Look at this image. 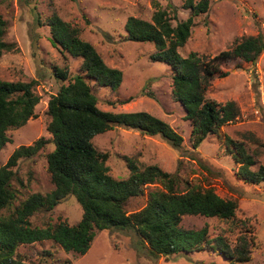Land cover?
Listing matches in <instances>:
<instances>
[{
	"label": "rangeland",
	"instance_id": "374dc122",
	"mask_svg": "<svg viewBox=\"0 0 264 264\" xmlns=\"http://www.w3.org/2000/svg\"><path fill=\"white\" fill-rule=\"evenodd\" d=\"M158 8L168 13L173 25L191 13L184 8V0H0V15L6 21L4 40L12 45L0 57V79L36 81L34 91L40 96L35 117L20 128L8 130L11 142L0 151V166L17 147L31 145L41 137L49 141L35 157L23 158L15 167V205L32 193L47 194L55 188L47 161L48 153L54 149L48 131V103L68 81H61L54 73L56 67L68 70L71 77L81 73L82 59L61 52L51 41L52 32L46 21L57 13L80 29L81 37L96 47L110 67L124 72L118 90L91 81L102 110L149 112L169 123L184 138L182 146L175 148L160 135L149 136L121 126L99 134L94 144L110 153V174L118 179L128 178L127 157H132L139 165L156 164L175 173L182 188L188 183L202 189L214 188L221 197L238 201L236 216L230 220L185 215L181 226L194 230L207 227L210 238L225 237L232 246L240 236H246L254 241L252 259L246 264H264V183L242 180L237 174L240 164L227 148L230 145L236 150L232 141L243 143L257 162L252 168L264 165V52L255 64L241 59L231 61L225 68L228 75L213 80L207 99L222 104L233 100L239 114L195 149L190 140L191 123L172 95V69L150 58L156 51L153 43L125 38V24L130 16L152 21ZM194 22L191 36L179 52L184 57L197 52L211 59L232 50L244 37L262 36L264 40V0H210L208 12L195 17ZM157 187L152 184L144 195L131 198L127 210L142 209L149 199L148 192ZM82 216L81 205L69 195L53 210L35 213L30 221L41 228L60 222L76 225ZM137 243L134 230L112 229L97 231L85 255L66 252L52 240L22 245L19 251L32 264H227L223 256L209 249L152 259L139 252ZM45 250H50L54 258L46 263L42 258Z\"/></svg>",
	"mask_w": 264,
	"mask_h": 264
},
{
	"label": "trees",
	"instance_id": "16d2710c",
	"mask_svg": "<svg viewBox=\"0 0 264 264\" xmlns=\"http://www.w3.org/2000/svg\"><path fill=\"white\" fill-rule=\"evenodd\" d=\"M209 6L210 0H184V8L191 13L176 25L161 8L153 14L152 21L130 16L125 24L126 40L153 43L156 51L150 58L172 69V95L191 123L190 140L195 149L239 114L233 100L222 104L207 99L206 93L213 80L228 75L225 68L231 61L241 59L255 64L264 52L262 36H249L232 50L222 51L211 59L197 52L182 56L179 48L189 40L195 17L208 12ZM46 22L51 28L52 43L61 52L82 59L81 73L71 77L68 70L58 67L54 73L61 81H68L48 103L51 118L48 131L54 149L48 153L47 161L55 188L47 194L32 193L15 205L18 199L17 189L12 184L15 167L21 159L33 158L40 152L49 142L44 137L31 145L17 147L0 166V264H32L19 247L46 240H52L66 252L85 255L97 231L112 229L134 230L139 252L152 259L209 249L223 256L227 264L250 262L252 239L240 236L232 246L225 237L210 238L207 227L194 230L181 226L185 215L230 220L236 216L238 201L221 197L214 188L202 189L189 183L182 188V181L175 173L156 164L139 165L132 157H127L128 178L118 179L110 174L107 165L110 153L99 150L94 144L99 134L121 126L149 136L160 135L175 148L182 146L184 138L169 123L149 112L102 110L91 81L118 90L124 72L110 67L96 47L81 37L80 29L57 13ZM5 33L6 21L0 15V57L12 48L4 40ZM35 83L0 79V151L11 142L8 130L20 128L35 117V107L40 102V96L34 91ZM229 141L227 139V143ZM232 142L236 150L230 145L227 148L240 164L237 172L240 178L249 184L264 183V165L253 169L257 162L247 153L243 143ZM152 184L158 187L148 192L147 204L138 211L129 212V200L144 195ZM69 195L75 196L83 209V216L76 225L66 222L44 228L32 225L30 218L35 213L53 210ZM42 258L46 263L53 258V253L45 250Z\"/></svg>",
	"mask_w": 264,
	"mask_h": 264
}]
</instances>
